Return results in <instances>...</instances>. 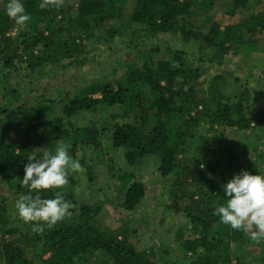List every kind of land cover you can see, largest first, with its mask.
Returning a JSON list of instances; mask_svg holds the SVG:
<instances>
[{
    "label": "trees",
    "instance_id": "obj_1",
    "mask_svg": "<svg viewBox=\"0 0 264 264\" xmlns=\"http://www.w3.org/2000/svg\"><path fill=\"white\" fill-rule=\"evenodd\" d=\"M221 1L230 5V16L246 10L250 2L134 0L126 14L127 0H65L59 9L44 10L38 7L40 0H21L32 19L26 29L19 31L6 11L0 9L3 80L19 75L24 68L33 72L47 65L83 67L87 42L96 40L110 49L122 34L119 22L123 19L135 33H178L182 43L196 46L191 53L195 50L198 55L189 63L185 49H169L166 59L158 61L148 56L160 49L140 52L142 65L128 69L114 85H92L74 97L65 96L58 105L47 101L37 109L24 103L4 105V96L0 97V177L7 182L15 178L11 184L17 200L28 194L21 182L30 155L41 159L44 151L54 153L58 142L66 143L70 145L69 155L87 170L88 182H92L90 154L108 155L102 144L106 139L109 149L121 152L123 169L115 179L122 188L127 186L116 204L125 212L133 211L145 196L144 184L134 180L140 162L148 157L159 159L157 170L171 181L164 210L186 221L173 236L181 258L164 259V263L160 255L159 263L154 254L130 239L135 229L118 225L108 234L94 227L92 221L102 207L75 200L80 181L75 172L59 190L73 204L72 215L52 229L33 231V225L28 224L29 234L16 235L17 229L8 227L7 204L0 197V264H81L98 253L105 254L112 264H250L231 250L233 243L241 246V231L222 224L213 215L216 207L226 204L223 186L237 172L247 169H241L238 157L219 137L202 135L199 129L200 123L206 126V132L213 133L229 128L246 132L264 126V111L246 115L252 98L249 90L228 95L227 77L218 71L210 74L229 53L237 54L242 49L250 52L259 40L264 42V11L223 28L216 22L209 25L208 12ZM204 52L208 56L201 58ZM233 81L240 80L235 77ZM96 93L100 97L92 98ZM112 107L123 109V114L111 115L114 123L108 136L105 128L92 124L80 127L71 120L87 111ZM128 113L133 118L123 121ZM14 129L23 137L17 146L5 142L6 134ZM257 156L263 171L247 172L264 175V152ZM220 169L216 178L214 173ZM41 196L54 198V192H42ZM256 261L264 264V253Z\"/></svg>",
    "mask_w": 264,
    "mask_h": 264
},
{
    "label": "rangeland",
    "instance_id": "obj_2",
    "mask_svg": "<svg viewBox=\"0 0 264 264\" xmlns=\"http://www.w3.org/2000/svg\"><path fill=\"white\" fill-rule=\"evenodd\" d=\"M70 1V0H69ZM9 0H0V9L6 11V4ZM134 0H127L126 14L130 11ZM230 5L228 2L216 3L208 12V23L216 22L221 28L244 21L250 15L264 11V0H250L246 10L230 16L228 11ZM121 28V36L116 38L108 49L106 45H101L96 40L87 42L83 58L84 66L79 68H61L60 66H43L33 72L26 68L17 76L0 78V97L3 95L5 101L3 104L14 106L17 104H26L27 107L38 108L41 103L49 102L58 105L66 96L68 99L80 94L90 86H99L104 83L114 85L124 76L126 71L133 67H139L144 62L140 52L148 51L152 48H158L161 51L151 53L148 56L151 60H165L169 49H185L188 51L187 59L192 63V59L198 57L193 43L185 44L180 41L178 33L171 32L166 34L151 35L147 31L134 32V27L129 25L126 20L119 22ZM261 37L258 36L257 39ZM206 58L207 52L203 53ZM66 62H62L64 65ZM195 64V63H194ZM193 64V65H194ZM205 65V63L201 64ZM216 68V67H215ZM213 69L210 74L216 71L223 73L227 77L230 86L225 90L228 95L234 94L241 90H249L251 100L248 108L245 109L246 115L254 113L256 110L264 111V42L258 41L255 49L250 52L241 50L237 54L229 53L223 59L222 65ZM238 78L239 82H234V78ZM12 91L14 93H12ZM92 98H99L98 93L91 95ZM123 114V109L112 107L110 109H96L75 115L71 118L76 125L83 127L94 125L99 129L105 128L109 135V129L114 121L111 115ZM133 115L128 113L123 121H131ZM205 119L203 122H207ZM206 126L200 123L199 133L209 136L219 137L224 145L228 146L232 155L238 157V164L241 169L247 171H263L260 158L257 156L259 152H264V126L262 128H251L246 132H239L229 128L223 132L217 130L206 132ZM108 139V137H107ZM23 137L18 131L11 130L6 134L5 142L13 146L19 145ZM104 152L108 155L102 157L101 154H90L92 158L93 181L88 182L87 170L81 166L77 172L80 177L79 186L75 188V200L77 202L88 201L99 203L101 210L93 219L92 225L104 233L110 234L118 225L135 229V235H131L134 242H138L143 248L149 250L150 254H154L157 259L162 256L165 260H173L181 258L182 254L178 244L174 241V233L180 226H185V219L174 217L172 214L164 210L167 203V193L171 181L167 177H162L157 170L159 159L156 157L144 158L140 162L138 171L134 176V180L144 184L145 196L140 205L133 211L125 212L117 206V199H121V192L124 189L117 178L123 169V164L119 157L121 152L111 150L107 145V140L103 139ZM77 158H81L79 155ZM110 159L112 160L110 162ZM104 161V162H101ZM108 164V168L107 165ZM222 169L214 174L216 178L220 176ZM242 171L237 172L239 175ZM235 173V172H234ZM233 173V174H234ZM252 175V172L250 173ZM15 178L7 182L0 177V197L5 199L7 204V217L9 220L8 227L17 229V234L30 233V226L14 218L15 203L17 195L13 188ZM220 185V184H219ZM122 200H120L121 202ZM243 241L240 247H236L235 243L231 245L232 252L250 264H258L257 257L264 253V241L259 244L253 243L241 231ZM162 251V252H161ZM165 259V260H164ZM158 260V259H157ZM159 262V260H158ZM160 263V262H159ZM81 264H112L110 259L103 253H98L94 258Z\"/></svg>",
    "mask_w": 264,
    "mask_h": 264
},
{
    "label": "clouds",
    "instance_id": "obj_3",
    "mask_svg": "<svg viewBox=\"0 0 264 264\" xmlns=\"http://www.w3.org/2000/svg\"><path fill=\"white\" fill-rule=\"evenodd\" d=\"M65 0H40L38 7L59 9ZM6 15L17 25V30L26 29L32 17L26 14L21 0H9ZM70 145L58 142L53 152L44 151L41 159L30 155L24 167L21 185L28 194L19 196L15 203L14 218L33 225V231L52 229L66 217H71L74 206L65 200L62 191L69 176L78 172L81 165L69 155ZM226 204L215 208L213 215L233 230L243 231L253 243L264 241V175H250L242 171L224 186ZM52 191L54 198H42L41 193Z\"/></svg>",
    "mask_w": 264,
    "mask_h": 264
}]
</instances>
